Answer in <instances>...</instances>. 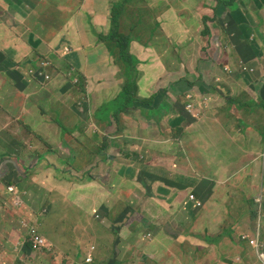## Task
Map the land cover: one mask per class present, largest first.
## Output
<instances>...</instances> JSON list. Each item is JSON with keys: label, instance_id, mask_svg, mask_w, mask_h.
I'll use <instances>...</instances> for the list:
<instances>
[{"label": "rangeland", "instance_id": "obj_1", "mask_svg": "<svg viewBox=\"0 0 264 264\" xmlns=\"http://www.w3.org/2000/svg\"><path fill=\"white\" fill-rule=\"evenodd\" d=\"M113 2L115 8L122 1L113 0ZM236 4V12L232 13L226 11L222 5L217 7L216 0H126L123 2L121 17H126L120 19L123 21H120L119 25L121 31L125 32L122 34L131 35L134 41L133 51L131 52L132 43L129 50L139 59L138 77L140 72L141 78L139 81L137 77V83L141 82L145 97L148 98L151 93H155L151 104L140 102L141 105L137 100L129 108L148 111L160 105L158 116L162 118L155 117L154 124L147 129L129 125L132 128L127 127L129 129L126 134L134 138L128 143L149 139V146L143 150L149 149L147 153H150L160 147V142L161 144L165 142L168 150L162 158L164 171L158 175L157 180L167 183L169 171L175 177L183 176L184 181L188 179L191 188L190 193L186 195L188 200L179 204L178 195L166 193L158 187L159 192L156 193L155 199L142 198L135 216L145 220L144 213L151 216L158 204L164 205L167 210L163 212L171 215L168 218L164 216L161 220L167 225V235H159L149 241L150 232L156 230L151 225L150 232L144 235L142 245L137 240L133 243L126 240L119 248L114 247L112 251V244L109 242L111 230L102 223L101 219L94 217L90 222L92 229L89 232L77 233L78 214L68 213V207L72 206L74 199H79L84 194L97 195L103 188L108 190L110 184L97 181L85 184L87 176L80 172V168L74 163L50 160L52 166L49 170L53 177L48 175L47 185L48 192L49 188L51 192L47 196V202L42 205L35 182L29 173L25 172L26 175H22L23 169L20 167L18 168L20 173L16 171L10 174L12 170L7 168L0 176V211L4 215V220L10 225L18 226L15 215L18 211L17 215L22 227L28 232H37L47 242V249H38L33 244L29 245L33 253V257L29 258L31 263L53 264L55 261L59 264H110L109 258L112 254L114 259L112 264H219L223 261L217 258V252L214 251L211 242L214 236L210 237V235L229 232L230 239L222 244L226 250H229L228 254H224L225 262L231 264L239 257L232 250V244L237 242L243 248L250 247L257 260L263 264L264 199L259 198V195L264 196V129H262L264 101L261 97L264 95V47L263 50L261 48L256 50V42L264 46V0H239ZM30 7L35 8L36 5L32 4ZM33 13L36 14L38 11ZM205 13L208 14L207 17L209 15L214 17L202 23ZM45 14V19L39 13L37 18L27 19L29 31L25 36L27 38L30 36L31 39L30 52L40 49L43 51L42 54H46L48 53L45 47L46 40L56 45L58 40L63 39V49L65 46L76 49L83 46L82 52L90 57L103 43L111 48L116 63L121 65L116 46L102 39L112 32V16L108 20L107 16L90 18L89 28L81 30L80 34L72 37L76 31L73 28L58 34H52L47 29L44 33L43 28L56 25L51 13L45 11ZM39 21L41 27H38ZM187 24L191 32L197 29L191 38L180 35V32L183 34L187 32ZM205 25L209 34L203 32ZM132 27H135L133 32ZM97 41L100 43L93 47ZM204 41H207L208 45H205ZM35 43L37 44L34 45ZM33 46H37V49ZM241 47L244 60L238 56ZM147 49L153 50L165 70L175 69L176 77L167 73L159 63L145 54ZM164 54L165 58L162 57ZM254 62L260 63L258 70L253 66ZM0 84L4 88L7 85L2 84L1 81ZM92 89L98 90V97L103 93L102 89L96 86ZM1 90L2 87H0L1 103L5 104V100L14 98V89ZM81 91L76 106L80 112L78 113L80 120L85 121L86 124L82 125L81 129L68 133V136L77 141L78 139L84 141L83 145L89 146L91 152V147L99 149L103 146L105 138L108 140L116 127L114 125L107 130L105 135L97 130L91 115L92 107L89 108L88 113L86 111L88 94L83 89ZM115 95L117 92L112 98ZM104 101L107 102V98ZM178 109L182 111L185 121L181 129H175L178 123L172 114ZM98 115L101 116V113ZM128 116L141 117L145 120L133 109L129 110ZM261 121L262 128L259 129L256 126L261 124ZM12 128L11 126L7 130L11 138ZM115 138L127 140L125 135ZM14 144L18 145L16 141ZM111 145L114 147L116 143L113 142ZM19 147L23 152L28 149L25 144H19ZM2 149L0 146V150ZM86 150L87 148L82 150V155L86 154ZM29 151L30 154L33 153L32 149ZM68 154L71 158L79 157V155L73 156L72 152ZM231 154H233L232 159L229 158ZM92 163L91 160L83 165L91 167L94 165ZM42 164L40 162L34 166L35 170H40ZM63 165L71 167L70 171H60L59 175L55 176L56 171L63 168ZM110 165L112 166L113 163ZM121 167L126 168V163L115 164V169ZM12 169L14 170L13 167ZM163 175H167V178H162ZM149 176L150 174L146 173V178ZM176 181L182 182V179ZM251 186H258V190L252 192L249 189ZM192 195H196L201 201V207L192 203ZM13 196L16 197L14 202ZM58 196L61 204L57 203L55 206L63 215L62 225L67 230L71 227L74 230L68 240H62L61 246L56 242L53 233L44 232L41 226L39 227L45 218L59 217L54 209L49 210V203L58 202ZM35 201H39L40 206H36ZM142 202L147 205L144 207ZM123 207L120 204L106 217V220L113 223ZM246 215L248 217L244 219ZM73 217L76 219L72 225ZM155 217L158 218L154 215V219L152 218L150 222H160ZM243 220L246 228L235 230L233 225L240 226ZM6 231L5 229L3 238L6 237ZM231 231L236 232L231 233ZM18 242L19 240L16 244ZM26 242L30 240L21 241L18 247ZM83 243L91 254L82 258L77 257L74 245ZM56 247L60 249L55 251ZM0 249L4 254L0 257V264L3 262L25 264L7 244H0ZM133 252L137 253L136 261L132 260ZM246 257L252 258L251 255Z\"/></svg>", "mask_w": 264, "mask_h": 264}, {"label": "crops", "instance_id": "obj_2", "mask_svg": "<svg viewBox=\"0 0 264 264\" xmlns=\"http://www.w3.org/2000/svg\"><path fill=\"white\" fill-rule=\"evenodd\" d=\"M32 4L36 5V7L31 8L30 5ZM202 6H204V3ZM113 8V0H0V81L4 85L7 84L5 88L1 84L0 87H2L1 91H5L7 88L15 90L13 99H3L6 101L5 104L0 102L2 107L0 109V146L3 148L0 150V176L3 175V171L7 168L12 170L10 174L16 171L20 173L19 169L21 167L23 169L22 175H26L25 172L29 173V176L35 182V188L38 190L37 195L41 199L42 205L45 201L47 202V196L51 192L50 188L48 192L47 185L48 175L53 177L49 170L52 166L50 160L60 163L64 161L74 163L80 168V172L85 173L87 176L85 184L94 181L105 183L106 185L110 184L108 190L103 188L97 195L84 194L79 199H74L72 206L68 207V213L78 214L76 222L77 233H80V231L89 232L92 229L90 222L94 220V217L98 218L99 216L102 223L111 230L109 242L112 244V251L114 247L119 248L126 240L131 243L137 240L142 245L144 235L150 232L151 225L156 230L150 232L149 241L159 235L166 236L167 225L161 220L164 216L168 218L171 215L163 212V210H167L164 205L158 204L151 216L144 213L145 220L141 219L140 216H135L136 210L141 205L142 198L155 199L156 193L159 192L158 187L166 193L178 195L179 204L186 202V195L190 193L191 189L189 181L188 179L184 181L183 176L175 177L170 171L167 183L157 180L158 175L164 171L162 158L163 154L168 150L165 142H162L163 144L160 142V147L150 153H147L149 149L143 150L149 146V139H144L138 143H128L134 138L126 134V131L132 128L129 125L147 129L154 124L156 118L144 114L141 108L128 107L129 109L121 112L117 117H114L109 110V107H115V101L117 98L119 99L122 88L126 83L124 68L122 64L116 63L115 58L111 54V48L101 43L92 56L87 57V54L82 52L83 46L79 49L65 46L63 49V39H60L56 42V45L51 41H45V47L48 50L46 54H42L43 51H40V49L30 52L31 39L30 36L27 38L25 33L29 31L27 19L30 17L37 18L39 15L45 19V11H47L55 19L56 25L51 28H43L42 31L44 33L47 32V29L52 34H58L68 28H73L76 31L72 37H75V35L80 34L81 30L89 28L90 18L98 19L107 16L108 20L112 15ZM34 11H38L39 15L38 13L34 14ZM207 15L205 13L203 16ZM212 16L209 15V17ZM38 23L40 24L38 27H41V21ZM187 27V32L184 34L180 32V35L181 37L191 38L197 29L195 28L191 32L189 24H187ZM98 43L100 42L97 41V44L95 43L93 47H96ZM133 43L131 52L133 51ZM204 44L208 45V42L204 41ZM33 47L37 49V46ZM263 47V44L259 45L256 42V50L260 48L263 50ZM63 51L66 53L62 54ZM145 54L149 55L154 62L159 63L165 70L163 63L157 60L153 50L147 49ZM238 56L244 60L242 47L238 50ZM162 57L165 58V54ZM136 58L138 59V57ZM42 62L49 63V66L45 69V74L49 76V79L34 77L29 72ZM254 66L258 70L260 63L254 62ZM137 69L139 71L138 67ZM165 71L174 78L177 75L175 69ZM138 78L140 81V72ZM139 81L136 95L132 94L134 100L132 99L124 105L125 100L123 98L122 101H119V107L121 105L125 107L138 99L144 100L147 98ZM93 86L102 89L103 93L99 97L98 90H93ZM81 89L88 94L86 98H89L85 104L86 111L88 113L89 108L92 107L93 112L91 115L97 130L102 135H105L107 130L113 128L114 125L116 127L113 135L109 136L108 140L105 138L103 146L99 149L91 147V152L88 149L89 146L83 145L84 141L78 139L80 141L78 142L68 136V133L78 128L81 129V126L86 124L85 121L80 120L78 116L80 112L76 106L80 99ZM115 92H117V95L112 98ZM153 94L155 93H151L150 96ZM261 97L264 101V95H261ZM105 98H107V102L104 101ZM131 109L139 112L145 120L136 116L129 117L128 112ZM98 113H101V116ZM11 126L13 127L12 138L7 131ZM256 127L262 128V121ZM123 135L126 136V141L115 138ZM14 141L18 145H15ZM113 142L116 143L114 147L111 145ZM19 144L27 145L28 149L23 152ZM84 148H87L86 154L82 155ZM31 149L33 153L30 154L29 150ZM15 150L17 151L15 152ZM95 150L98 151L96 152ZM113 150L114 152H112ZM70 152L73 153V156L79 155V157L71 158L68 154ZM229 158L232 159L233 154ZM256 159L259 158L256 157ZM91 160L94 165L84 167L83 164L85 162L89 163ZM13 161L15 162L14 165ZM40 162L43 163V167L36 171L34 166H37ZM111 163H113L112 166L110 165ZM119 163H126L127 167L115 169V164ZM70 169L71 167L63 165V168L56 171L55 176H58L60 171H70ZM146 173L150 174L149 178H146ZM181 174L184 175V173ZM163 177L167 178V175H163ZM176 179H182V182H178ZM22 180L25 181V178L22 177ZM249 189L252 192H256L258 186H251ZM30 193L34 197L32 192ZM57 198L58 202L49 203V210L54 209L59 214V217L57 219L45 218L39 224V227L41 226L44 232L53 233L56 237V242L61 246L62 240H68L74 230L73 227L69 230L63 227V215L59 213L55 206L57 203L61 204L60 197L58 196ZM15 199L16 197L13 196L12 201L14 202ZM92 200L94 201L91 203L83 204V202ZM35 203L36 206H40L39 201H35ZM120 204L124 206L123 210L115 217L113 223L108 222L106 217L113 213ZM142 204L144 207L147 205L145 202H142ZM17 214L18 211L15 212L18 226H14L4 220V215L0 211V244H7L10 249L20 256L25 264H33L29 260V258L33 257L29 245L23 243L18 247L19 243L26 239L28 231L19 223ZM154 215L158 217L155 218L160 220V222H150ZM246 217L248 215L244 219ZM75 219V217L71 219L72 225L75 223ZM244 223L245 220L241 222L240 226L233 225V228L238 231L245 229ZM5 229L7 230L6 237L3 238ZM234 232L236 231H231V233ZM210 237H213L211 242L214 251L217 252V258L223 261V263L219 264H229L225 262L226 257L224 255L228 254L229 250H226L222 245L224 241L230 239L229 232L210 235ZM18 240L19 242L16 244ZM74 248L77 257L82 258L90 253L86 249L85 243L75 244ZM59 249V247H56L55 251ZM232 250L239 257L231 264H261L250 247L243 248L236 242L232 244ZM246 255H251L252 258L246 257ZM2 256L4 254L1 251L0 257ZM109 260L110 264H112L114 260L112 254ZM132 260H138L136 252L132 253ZM91 263H93V260ZM3 264L7 263L3 262ZM53 264L59 263L53 261Z\"/></svg>", "mask_w": 264, "mask_h": 264}, {"label": "trees", "instance_id": "obj_3", "mask_svg": "<svg viewBox=\"0 0 264 264\" xmlns=\"http://www.w3.org/2000/svg\"><path fill=\"white\" fill-rule=\"evenodd\" d=\"M122 1L119 5H116L114 10H113V14L111 15V22H112V32L109 36L107 37H102V39L104 38L107 42L109 43H113L116 48L118 49L119 52V62L122 64L124 71H125V75H126V83L124 84L122 91L120 93V97L119 99L117 98L115 101V107H109V110L111 111V113H113L114 117H117L121 112H124L128 107L132 106L133 103H131L130 105H127L124 107V105H126L130 100H134V97L132 96V94L134 93L136 95L138 87H137V77H138V60L137 58L130 53L129 47L130 44L133 42V38L131 35H127V34H122L125 32L121 31L120 28V19L125 18L126 16L121 17V13H122V7H123V2H125L126 0H120ZM217 1V7L218 6H224L226 11L228 12H232L235 11L236 12V2L237 0H216ZM216 7V8H217ZM215 10V9H214ZM130 17V16H129ZM206 19H211L210 17H204L203 18V23ZM209 24V22H207ZM135 30V27L131 28V31L133 32ZM206 34H209V30L207 25H205V29L203 31ZM102 36V35H100ZM155 94L152 95L151 97H148L147 99L144 100H139L137 102H141V103H152L153 98H154ZM124 98L125 103L124 105H121L119 107V101H122ZM140 103V104H141ZM142 105V104H141ZM149 106V105H147ZM160 105L157 108H154L152 110H148V111H144L142 110V112L144 111V114H148L149 116H153L154 118H160V116H158V110H159ZM179 113H178V112ZM174 115L175 121L178 123V126L175 127V129H181L182 124L185 122L184 121V117L182 115V111L180 109L174 111L172 113ZM180 114V115H179ZM186 114V112H185ZM171 115V114H170ZM162 119V118H160ZM252 217H254L252 215Z\"/></svg>", "mask_w": 264, "mask_h": 264}, {"label": "clouds", "instance_id": "obj_4", "mask_svg": "<svg viewBox=\"0 0 264 264\" xmlns=\"http://www.w3.org/2000/svg\"><path fill=\"white\" fill-rule=\"evenodd\" d=\"M239 0H237L236 3H238ZM205 4V3H204ZM204 17H207V16H203ZM214 17V15L212 17H210L211 19ZM203 18H202V23H203ZM132 54V53H131ZM138 60V59H137ZM121 64V63H120ZM139 64V63H138ZM49 66V63L48 62H42L40 63L36 68H33L31 69L29 72L32 76L34 77H44L45 79H49V76L45 74V69ZM254 66V65H253ZM154 95V94H153ZM151 97V96H150ZM147 99V98H146ZM259 198L261 199H264V196L263 195H259ZM188 200V199H187ZM191 200H192V203H195L197 204L198 207H201L202 203L199 202L198 198L196 197V195H192L191 196ZM256 200V199H255ZM100 217L98 216V219ZM29 234H31V232H27V236H26V239H29L30 240V237H29ZM25 244H28V245H31L33 244L30 240V242H26ZM34 245V244H33ZM42 249H47V248H42Z\"/></svg>", "mask_w": 264, "mask_h": 264}, {"label": "built area", "instance_id": "obj_5", "mask_svg": "<svg viewBox=\"0 0 264 264\" xmlns=\"http://www.w3.org/2000/svg\"><path fill=\"white\" fill-rule=\"evenodd\" d=\"M29 237H30V240L31 242L34 244V246L38 249H41V248H48L46 247V240L41 237L37 232L35 231H31V234H29ZM262 261H263V264H264V255L262 257Z\"/></svg>", "mask_w": 264, "mask_h": 264}]
</instances>
